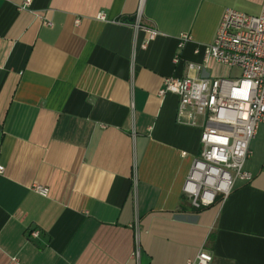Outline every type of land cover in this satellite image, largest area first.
I'll use <instances>...</instances> for the list:
<instances>
[{"label":"crops","instance_id":"crops-1","mask_svg":"<svg viewBox=\"0 0 264 264\" xmlns=\"http://www.w3.org/2000/svg\"><path fill=\"white\" fill-rule=\"evenodd\" d=\"M262 3L0 0V264H264V125L252 180L195 210L182 189L202 120L159 95L167 78L239 77L204 51L226 9Z\"/></svg>","mask_w":264,"mask_h":264},{"label":"built area","instance_id":"built-area-1","mask_svg":"<svg viewBox=\"0 0 264 264\" xmlns=\"http://www.w3.org/2000/svg\"><path fill=\"white\" fill-rule=\"evenodd\" d=\"M32 1L24 0L23 7L28 8ZM98 18L105 19L103 15ZM139 18L140 11L136 28ZM147 31L149 40L156 37L155 31ZM188 39L181 37L182 43ZM210 60L239 69L240 76L167 78L159 91L161 97L172 94L178 98L179 122L195 125L197 119L202 120L201 153L193 160L182 189L195 210L224 202L237 181L249 183L253 178L246 163L252 154L250 144L264 125V3L257 16L225 10L213 43L204 51L205 63ZM204 67L188 65L189 71ZM3 172L0 166V174ZM34 191L48 195L43 186L36 185ZM38 234L32 231L30 236L37 238ZM138 255L137 250L135 256ZM212 260L211 254L200 250L187 264H212Z\"/></svg>","mask_w":264,"mask_h":264}]
</instances>
